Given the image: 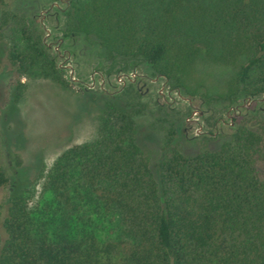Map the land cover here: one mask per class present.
I'll return each mask as SVG.
<instances>
[{
	"label": "trees",
	"instance_id": "obj_1",
	"mask_svg": "<svg viewBox=\"0 0 264 264\" xmlns=\"http://www.w3.org/2000/svg\"><path fill=\"white\" fill-rule=\"evenodd\" d=\"M8 1L0 70L6 53L14 102L29 77L91 93L101 110L97 136L55 159L36 199L31 168L10 175L0 164V192L23 183L5 202L0 264H264V116L241 107L264 96V0H68L63 36L100 45L109 75L120 60L147 64L209 109L237 108L220 145L204 132L192 153L180 146L186 115L167 101L151 106L132 80L97 94L82 87L35 17ZM147 114L164 133L154 166L137 121Z\"/></svg>",
	"mask_w": 264,
	"mask_h": 264
},
{
	"label": "rangeland",
	"instance_id": "obj_2",
	"mask_svg": "<svg viewBox=\"0 0 264 264\" xmlns=\"http://www.w3.org/2000/svg\"><path fill=\"white\" fill-rule=\"evenodd\" d=\"M68 6V0H9L7 4L9 9L22 10L35 17L47 44L58 51L64 72L79 81L82 87H88L97 94L102 86L109 88L110 83L120 86L132 80L143 89L144 100L151 106L156 101H167L181 115H186L187 122L183 128L187 139L179 134L183 152H195L199 136L204 132L214 131L216 138L210 145L217 148L222 141L219 132L228 134L232 131L236 107H228L226 102L220 101L209 109L200 97L190 98L178 89H171L166 80L154 75L147 64L135 66L120 60L109 75L112 64L105 58L100 45L89 44L82 35L63 36ZM121 78L124 82L120 81ZM16 80L4 53L0 70V164L10 175L20 164L31 168L30 181L35 186L36 199L41 193L44 175L55 159L67 148L97 136L100 98L82 90L72 92L50 79L23 77L22 81L26 84L23 97L14 102L12 93ZM241 107L243 112L260 107L259 114L264 116V96L257 98L254 104L247 102ZM213 116L220 119L215 121ZM137 121L140 124L141 145L149 153L154 166L162 154L163 130L152 125L153 118L148 114L139 116ZM183 128L180 131L183 132ZM153 172L158 178V169H153ZM21 186L23 183L13 182L0 192V247L6 236L2 226L6 199Z\"/></svg>",
	"mask_w": 264,
	"mask_h": 264
},
{
	"label": "built area",
	"instance_id": "obj_3",
	"mask_svg": "<svg viewBox=\"0 0 264 264\" xmlns=\"http://www.w3.org/2000/svg\"><path fill=\"white\" fill-rule=\"evenodd\" d=\"M120 81L122 82V81H123V79L121 78V79H120ZM123 82H124V81H123Z\"/></svg>",
	"mask_w": 264,
	"mask_h": 264
}]
</instances>
